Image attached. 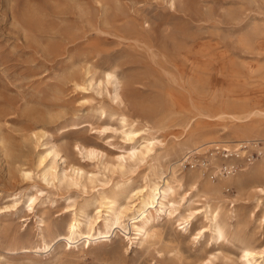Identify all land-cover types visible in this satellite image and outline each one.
Listing matches in <instances>:
<instances>
[{
    "label": "rangeland",
    "instance_id": "374dc122",
    "mask_svg": "<svg viewBox=\"0 0 264 264\" xmlns=\"http://www.w3.org/2000/svg\"><path fill=\"white\" fill-rule=\"evenodd\" d=\"M122 114L162 143L119 168L132 146ZM188 137L198 145L180 148ZM253 140L264 145V0H0V264H243L244 246L264 249V157L216 181L180 162ZM176 161L197 175V187L177 186L179 212L199 211L180 225L179 212L156 218L168 252L138 244L109 200L134 203ZM207 203L221 205L225 240L212 237ZM77 219L109 236L69 238Z\"/></svg>",
    "mask_w": 264,
    "mask_h": 264
},
{
    "label": "bare ground",
    "instance_id": "6f19581e",
    "mask_svg": "<svg viewBox=\"0 0 264 264\" xmlns=\"http://www.w3.org/2000/svg\"><path fill=\"white\" fill-rule=\"evenodd\" d=\"M253 33H256L253 31ZM181 46H175L174 54L178 57H184L188 60L190 58V50L183 51ZM186 59V60H187ZM108 82L113 74L112 72H108ZM119 85L115 84V95L117 98H120V93L118 91ZM257 113L254 110L247 111L243 115L234 116V118L240 122L246 121L251 115ZM101 117H109L108 112L105 108H101L100 110ZM219 116H227L223 112L218 114ZM233 116V115H232ZM231 116V117H232ZM111 117V116H110ZM120 119L123 123V137L127 140L132 146L127 149L126 153L118 155L116 167L124 168L129 164V162L133 161H144L148 157L152 155L155 151L156 146L161 144L160 140H156L151 136V133L146 128L137 129L138 122L135 120H131L127 115L122 114ZM102 129V128H100ZM243 133V132H242ZM244 134V133H243ZM200 138L188 137L187 139L180 142L182 147H189L190 145H198ZM136 143V144H135ZM91 153L97 154L100 152L99 148L95 146L85 147ZM84 148V149H85ZM227 148V147H223ZM87 151V153H88ZM264 160V159H263ZM260 161L259 163H264V161ZM181 163V162H180ZM177 165L179 162H174L170 166V177L163 178V176H158L156 179L151 180L150 184L146 185L143 188L138 189L135 193L136 200L134 203L129 205H124L118 209L114 210L116 199L109 200L111 202V211H115L117 220L115 223H120L123 217H128L132 219L131 226L132 229L135 230V238L137 239L138 244H142L148 240L157 239L158 241L164 242L165 238H163V231L161 227L155 223L156 218H161L163 214H167L170 217V220L175 219V216L179 214V217L176 219L177 224H182L184 222H190L198 213L199 208H195L190 210L188 213L183 214L179 212L181 207V199H184L185 196H182L180 199L177 198V186H183L185 183H189L192 187H197V175L196 174H183L179 172L177 169ZM79 169V168H78ZM130 182L129 184H131ZM215 187V185H214ZM211 188L212 185H211ZM261 191L264 194V189L261 188ZM132 195V194H131ZM134 195V194H133ZM107 201V200H106ZM207 211L210 213V221L212 224L213 236L216 240L222 239L225 240L227 238V232L224 228L222 221L220 220L221 214V205L216 204L212 206L211 204H206ZM177 212H179L177 214ZM103 222L106 226L112 224V219L110 217L103 218ZM98 221L97 218L89 219L88 226L92 230L95 228V223ZM175 221V222H176ZM123 222V221H122ZM121 222V223H122ZM81 222L77 220H73L68 226V233L66 235L69 238H73L78 234L87 233V238L89 240V245L92 240H96L98 238L108 237L109 234H105L102 236H95L94 233H91V230L84 231L81 227ZM98 225V223H97ZM122 225V224H120ZM126 225V224H125ZM108 228V227H107ZM113 228V227H112ZM208 227H203V229H207ZM203 229H200L198 232L201 234ZM132 230V231H133ZM103 232L99 230L98 234H102ZM127 234V233H126ZM59 235H63V233H59ZM165 235V234H164ZM77 237V236H76ZM165 239V240H164ZM71 244L75 243L73 241H69ZM165 243L166 250L168 252L176 249V244H174V240H168ZM264 249H257L253 245H246L242 249V263L243 264H264ZM207 260V259H206Z\"/></svg>",
    "mask_w": 264,
    "mask_h": 264
},
{
    "label": "built area",
    "instance_id": "2783aa9c",
    "mask_svg": "<svg viewBox=\"0 0 264 264\" xmlns=\"http://www.w3.org/2000/svg\"><path fill=\"white\" fill-rule=\"evenodd\" d=\"M263 157L264 145L261 141H243L215 151H188L182 157L181 168L196 170L213 181L224 180ZM227 190L230 187L227 186Z\"/></svg>",
    "mask_w": 264,
    "mask_h": 264
}]
</instances>
